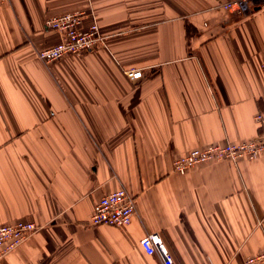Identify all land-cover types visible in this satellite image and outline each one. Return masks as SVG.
I'll use <instances>...</instances> for the list:
<instances>
[{"label": "crops", "instance_id": "obj_1", "mask_svg": "<svg viewBox=\"0 0 264 264\" xmlns=\"http://www.w3.org/2000/svg\"><path fill=\"white\" fill-rule=\"evenodd\" d=\"M6 0L0 5V226L38 231L0 264H244L264 252V156L173 171L192 148L261 142L264 0ZM82 11L104 45L45 66L49 17ZM138 68L130 81L125 70ZM125 188L129 226H90Z\"/></svg>", "mask_w": 264, "mask_h": 264}, {"label": "built area", "instance_id": "obj_2", "mask_svg": "<svg viewBox=\"0 0 264 264\" xmlns=\"http://www.w3.org/2000/svg\"><path fill=\"white\" fill-rule=\"evenodd\" d=\"M6 0H0V5ZM225 9L244 11L242 0L226 3ZM86 14L82 11L49 17L45 27L56 31L60 42L50 48L40 50L37 54L39 60L48 66L51 63L69 55L86 54L93 51L98 45H104L105 38L100 35L96 23H91L84 28ZM264 74V63L260 65ZM125 75L130 81L142 78V71L138 68L125 70ZM258 123L264 125V114L256 116ZM264 156V136L261 142H244L239 144L225 143L204 148H192L185 155L175 159L172 163L173 171L184 175L186 171L196 165L209 161L239 159L255 160ZM141 214L136 209V199L125 188L101 197L94 205L88 220L90 226L108 225L123 228L130 225L132 219ZM38 231V227L31 222H16L11 225L0 226V260L12 253ZM144 253L150 257H157L161 264H176L172 254L168 251L163 240L157 233H149L139 241ZM244 264H264V252L247 256Z\"/></svg>", "mask_w": 264, "mask_h": 264}]
</instances>
